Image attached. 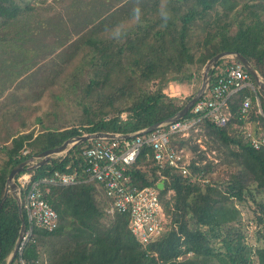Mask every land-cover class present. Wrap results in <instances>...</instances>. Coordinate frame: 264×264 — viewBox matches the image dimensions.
I'll use <instances>...</instances> for the list:
<instances>
[{"label":"trees","instance_id":"obj_1","mask_svg":"<svg viewBox=\"0 0 264 264\" xmlns=\"http://www.w3.org/2000/svg\"><path fill=\"white\" fill-rule=\"evenodd\" d=\"M107 1L78 3L77 9L71 5V10L59 16L34 20L31 3L24 0L23 6L19 0H0V97L19 79L37 76L38 66L58 65L57 58L64 63L77 59L76 68L81 70L90 64L78 101L86 114L80 126L45 128L36 136L33 130L23 132L2 146L0 202L12 168L70 137L91 132L136 133L175 115L191 96L168 94L170 82L189 84L198 75L201 78L206 62L222 51L242 53L264 77V0ZM133 19V24L124 25ZM231 59L218 61L212 79L218 67ZM75 73L74 89L80 82ZM56 76L53 72L52 82ZM243 93L233 97L234 115L228 124L203 123L228 148L237 165L227 180L208 177L214 162L204 150L192 162V175H183L168 166L159 168L153 148H142L132 166L133 181L139 187L164 181L163 188L157 187L171 216L154 241L146 246L139 242L129 227L128 214L116 212L109 221L103 220L106 199L97 182L54 186L50 202L59 214V224L52 231L35 226L23 257L29 264H40V243L62 236L63 246L55 251L56 264H209L213 260L264 264V146L255 148L245 132L246 126L254 135L264 131V115L254 99L248 115L241 118L238 108ZM260 99L264 112V93ZM123 112L128 114L126 119L121 118ZM190 114L191 110L184 117ZM89 143L77 144L64 155L24 171L38 178L65 170ZM173 144L187 146L188 138H177ZM247 200L257 205L249 216L254 227L244 223L239 206ZM21 227L17 200L9 194L0 210V264H8Z\"/></svg>","mask_w":264,"mask_h":264},{"label":"built area","instance_id":"obj_2","mask_svg":"<svg viewBox=\"0 0 264 264\" xmlns=\"http://www.w3.org/2000/svg\"><path fill=\"white\" fill-rule=\"evenodd\" d=\"M230 58V61L218 67L214 79L212 72L206 92L192 105L189 116L128 138L91 139L65 165V170H55L50 175L38 178L29 170L19 173L16 182L22 208L27 214V223L15 256V264H29L23 257V250L33 237L35 226L49 231L58 226L59 214L50 202L54 186L97 182V187L105 195L106 213L110 216L116 212L128 214L129 227L139 242L146 246L154 241L167 228L171 216L166 211L157 186L139 187L133 181L132 166L142 148L146 145L153 148L154 159L159 168L168 166L183 175H192L191 165L195 159L193 154L184 146L174 145L173 140L190 137L206 121L219 126L228 124L234 115L233 97H238L242 92L243 102L238 108L241 118L248 115L254 99L264 115L260 101V94L264 92L256 84L251 72L239 60ZM166 92L170 95L178 94L174 92L172 84ZM127 115L123 112L121 118L126 119ZM245 132L255 148L264 146V131L254 135L246 126ZM195 164L200 165L199 161ZM172 193L171 190L168 197ZM250 223L254 227L252 220Z\"/></svg>","mask_w":264,"mask_h":264},{"label":"rangeland","instance_id":"obj_3","mask_svg":"<svg viewBox=\"0 0 264 264\" xmlns=\"http://www.w3.org/2000/svg\"><path fill=\"white\" fill-rule=\"evenodd\" d=\"M19 1L23 3V6L27 4L26 2L31 3L33 10L30 13L32 12L34 20H40L44 16H46L45 19H49L48 17L52 14H58L59 16L71 10L69 8L71 5H77L72 10L77 9L78 3L82 5L90 4L89 2L95 3V0H48L43 3L39 2V0L35 2L32 0ZM164 1L161 0L160 3L162 4ZM108 2H112V0H108ZM135 20H128L124 25H131ZM50 39L52 41V38ZM57 61L59 62L58 65L38 66L37 76L32 75L27 80L19 79L12 89L7 90L0 97V163L5 158L4 150L1 148L5 144H10L13 136L31 130L34 131L36 136L45 128L80 126V122L84 119L86 114H84L83 108L78 104V101L84 93L82 87L88 79L90 64L85 63L84 68L81 70L80 67L76 68L77 59L72 60L70 63H64L60 58H57ZM73 70H76L75 75L79 76L80 81L75 89L72 88L73 85H76ZM203 71L204 67L202 68L201 78L198 75L192 83L174 84L170 82L173 85L174 92L184 99L188 98V96L192 98L202 85ZM53 72L57 74L54 82H52ZM46 75L52 78L43 80L42 78L46 77ZM170 84L166 90H170ZM35 96H38V98ZM184 147L193 154L194 158H199L202 154L201 150H204V155L207 156L208 160H213L214 164L210 166L208 173V177L213 181L217 179L227 180L237 170L236 163L228 154V148L222 145L220 140L213 134L210 135L203 125L198 128L197 132L191 133L190 137H188V145ZM258 196L263 199V196ZM239 206L242 208L244 223L245 221L250 222L249 216L252 214V210L257 208V205L247 200L243 205ZM110 218L112 216L106 213L103 220L107 222ZM247 230L252 232L248 227L246 228ZM63 243L64 237L53 236L52 238H46L40 244L56 251L63 246ZM209 264L221 263L213 260Z\"/></svg>","mask_w":264,"mask_h":264},{"label":"water","instance_id":"obj_4","mask_svg":"<svg viewBox=\"0 0 264 264\" xmlns=\"http://www.w3.org/2000/svg\"><path fill=\"white\" fill-rule=\"evenodd\" d=\"M224 57H233L237 60H239L244 67L251 72L253 75V78L258 85V87L261 89L262 92H264V77L261 75V73L256 69V67L253 65V63L242 53L236 52V51H222L216 55H214L212 58H210L205 66H204V71H203V80H202V85L197 91V93L183 106L181 110H179L175 115L171 116L170 118L164 120L163 122L156 123L144 130L138 131L136 133H113V132H91V133H84L81 135H76L73 137L68 138L65 140L61 145L46 149L42 152H40L38 155L33 156L31 158H28L21 163L17 164L14 168L9 173V176L7 178V184H6V191L5 194L0 202V210L1 207L6 200L7 196L9 194H12L15 199L17 200L18 206H19V212H20V218L22 221V227L19 233V237L15 243V246L13 248V251L11 255L9 256L8 264H11L17 254L18 246L20 245V241L22 239V234L23 231L26 228V219L23 213V208H22V201L21 197L18 191V185L16 182V176L24 171L25 169H36L39 166L44 165L46 162H48L50 159L59 156L62 153H67L69 152L70 149H72L75 145L83 143L85 141L95 139V138H128L133 135H136L137 133H145L152 131L156 129L157 127L167 124L169 122H174L180 118H183L187 112L190 110L192 105L195 103V101L200 98L207 90L210 81H211V74H212V69L216 67L218 61L221 58ZM157 186L161 189L164 186V181L158 182Z\"/></svg>","mask_w":264,"mask_h":264},{"label":"crops","instance_id":"obj_5","mask_svg":"<svg viewBox=\"0 0 264 264\" xmlns=\"http://www.w3.org/2000/svg\"><path fill=\"white\" fill-rule=\"evenodd\" d=\"M16 136V135H15ZM40 264H56L58 254L55 255V250H50L43 244L39 245ZM54 257V258H53Z\"/></svg>","mask_w":264,"mask_h":264}]
</instances>
